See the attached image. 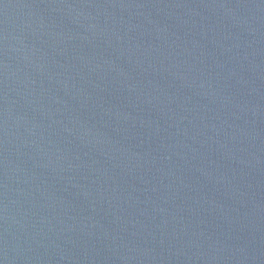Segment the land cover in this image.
I'll use <instances>...</instances> for the list:
<instances>
[{
    "label": "water",
    "instance_id": "1",
    "mask_svg": "<svg viewBox=\"0 0 264 264\" xmlns=\"http://www.w3.org/2000/svg\"><path fill=\"white\" fill-rule=\"evenodd\" d=\"M0 264H264V0H0Z\"/></svg>",
    "mask_w": 264,
    "mask_h": 264
}]
</instances>
